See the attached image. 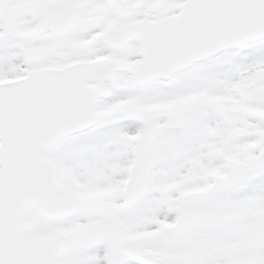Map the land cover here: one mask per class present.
Instances as JSON below:
<instances>
[{"label":"snow or ice","instance_id":"6c2138e0","mask_svg":"<svg viewBox=\"0 0 264 264\" xmlns=\"http://www.w3.org/2000/svg\"><path fill=\"white\" fill-rule=\"evenodd\" d=\"M0 264H264V0H0Z\"/></svg>","mask_w":264,"mask_h":264}]
</instances>
